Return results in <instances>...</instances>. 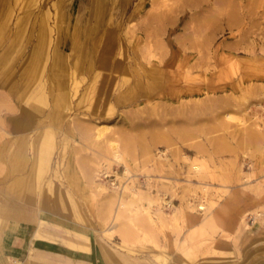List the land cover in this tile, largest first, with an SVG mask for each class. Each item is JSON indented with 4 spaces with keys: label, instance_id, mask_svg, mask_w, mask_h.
<instances>
[{
    "label": "rangeland",
    "instance_id": "374dc122",
    "mask_svg": "<svg viewBox=\"0 0 264 264\" xmlns=\"http://www.w3.org/2000/svg\"><path fill=\"white\" fill-rule=\"evenodd\" d=\"M53 2L0 0V75L11 78L0 82V148L7 132L24 137L35 121H60L50 167L25 191L34 225L23 233L44 214L38 232L49 240L91 239L113 264H264V0H105L98 20L85 17L89 1L65 0L91 32L80 39L92 58L75 68L74 83L64 53L71 72L59 79L71 102L57 114ZM39 31L47 55L27 83L29 99L19 100L5 86L19 83ZM24 63L27 76L31 59ZM149 69L159 86L119 101L125 84L116 81L148 79ZM111 76L108 92H93ZM13 143L24 161L9 171L10 153L0 155V198L32 161L30 140ZM12 228L0 214L1 250Z\"/></svg>",
    "mask_w": 264,
    "mask_h": 264
},
{
    "label": "crops",
    "instance_id": "0c3cea01",
    "mask_svg": "<svg viewBox=\"0 0 264 264\" xmlns=\"http://www.w3.org/2000/svg\"><path fill=\"white\" fill-rule=\"evenodd\" d=\"M55 1V0H54ZM58 2L62 3L63 8L65 9V5L63 4L65 0H56ZM89 1V7L87 8L85 17L87 19H91V17H94V19L98 20L100 15H98V13L96 12V8L95 4L93 2V0H87ZM105 0H101V2H104ZM124 5L123 7H126L128 5L129 0H121ZM76 6V5H73ZM102 6V5H101ZM102 8V7H101ZM67 11V16L65 17L66 20L65 22H68V19L70 18L69 15H71L72 18V23H75L73 25V27L70 29V31L67 34V42L66 44H60L59 42V35H58V39H57V44H56V48L59 50L60 54L63 56V58H65V54L66 52H68L70 55H72L73 59L72 61H74V58L77 57V48L80 49L82 48V55H79L78 57V65L80 64H88V60L92 58V52L90 51V48H88V41L86 40H82L80 39V37L82 35L85 34H90L91 32H89L87 29V26L82 25L80 22H78L77 18H79L80 16H78L77 14H75V12L73 11L72 7H70V9H65ZM70 13V14H69ZM105 16H107V14H105ZM43 33L44 31H39L40 37L37 38V41L35 43V45L31 48L30 52L25 56L26 57L32 53V50L37 46L40 47L41 49V66L43 64V60H45V56L46 51H45V42L43 40ZM57 33L59 34V32L57 31ZM86 38V37H83ZM93 39V38H92ZM92 41V40H91ZM58 45V46H57ZM54 49V47H53ZM53 51V50H52ZM25 59L23 60V63L21 64V67L19 69V83L14 84V81H8L10 82L9 86H8V93H16L15 95L20 99L26 98L29 99V95L26 94L29 90L28 84L30 79H34L35 76L38 75V69L36 70V73L33 75L32 78H28V76H26V74L24 72H22L23 69H25V67L23 66L25 63ZM66 60V58H65ZM73 63V62H72ZM148 72V79H145L143 77H137L135 76V78L131 79V81H129V78L124 79V77L122 76V78L118 79L116 81V83L114 85H116L118 82V86H124V88L120 89L118 88L117 93L118 94V99L119 101H125L126 99H128V97L131 95V97H133L135 94L139 93V92H144L148 94L152 91V89L156 88L159 86V81H158V73L154 70V69H149ZM102 77V76H101ZM11 78L9 76H7L6 74H1L0 75V82H7V80H10ZM150 79V81H149ZM98 79L95 80V82H97ZM115 79L110 77L107 80V84H103V80L100 81V83L97 85L95 82L93 83V92H95V89L99 88L101 90V92L99 94H104L106 92H108L111 89V83L114 81ZM142 81V82H141ZM13 82V83H12ZM18 82V81H17ZM133 82V83H132ZM25 88H24V85ZM123 83V84H122ZM142 83V84H141ZM144 83V84H143ZM14 85V86H13ZM22 85L23 88H20V86ZM132 87H131V86ZM145 85V86H143ZM12 88V90H11ZM134 88V89H133ZM12 92H11V91ZM17 92H16V91ZM134 91V92H133ZM25 93V94H23ZM11 94V95H12ZM125 95V96H124ZM107 98L105 97V102H106ZM23 104V103H22ZM38 105L36 108L35 106ZM35 106H31L28 107L27 111H31L28 112L29 114H33L35 113V110H37L39 108V103L36 104ZM21 108H23V105H19ZM38 119V118H37ZM38 121H35V123H33L32 125H27L26 127H24L25 129L23 131H26L27 134H33L34 132L31 133V126H34L35 129L40 128L44 124H39L38 125ZM29 134V135H30ZM22 135V134H21ZM15 141H18L20 144L19 146H22V142H21V137L20 136H16L15 137ZM28 142V141H26ZM55 144V143H54ZM51 158V157H50ZM33 159V155L31 157V160ZM24 161V159H23ZM21 161V163L23 162ZM50 161V159H49ZM49 161L47 162V168L50 167V165L48 164ZM46 162V161H45ZM32 163V161H31ZM19 164H16V166H18ZM15 166V167H16ZM30 166L27 168L26 172L22 175L23 177H26L29 172H30ZM10 170L15 168H12V164L10 165ZM46 168V169H47ZM45 169V170H46ZM44 170V171H45ZM41 178V177H40ZM40 183H38L39 186ZM10 184L3 186L4 193H8V195L6 197H2L0 198V214H1V218L3 220L6 219H11V221L13 222V228H12V232H9V234H5L6 235V239L3 241L2 243V250L0 249V264H113V256L106 258L105 261L101 260L102 257H99V251L96 248L95 244L93 243V240L89 239L85 245L80 246V247H76L74 243H71L70 241L68 242L69 245H65L61 242H57V241H52L49 239H54L51 235H48L43 228V231H39L38 232V227L40 225L42 226H46L47 224L44 222V214H40L38 215V223L33 229H31L30 233H23L24 229H26V227H28L29 225L31 226L34 225V221H31L33 219L32 216L26 215L23 212V203L17 202L14 197L12 196V194L9 192V187ZM6 189V190H5ZM31 199L30 195L27 196L26 201H29ZM25 203V202H24ZM32 218V219H31ZM242 228L245 225H242ZM22 231V232H19ZM40 237V238H38ZM46 238V239H45ZM109 260V261H108Z\"/></svg>",
    "mask_w": 264,
    "mask_h": 264
},
{
    "label": "bare ground",
    "instance_id": "6f19581e",
    "mask_svg": "<svg viewBox=\"0 0 264 264\" xmlns=\"http://www.w3.org/2000/svg\"><path fill=\"white\" fill-rule=\"evenodd\" d=\"M55 2V1H54ZM53 2L54 5V18H55V26L57 28V31L59 32V42L60 44H66L67 42V34L70 31V29L73 27V25L75 23H72V18L71 15H69V19L68 22H65L66 20V16H67V11L63 8L62 3L56 1L55 3ZM95 7L96 8V12L98 13V15H100L102 13V8H103V2H101V0H93ZM102 5V6H101ZM51 6V5H50ZM102 7V8H101ZM156 7V6H155ZM50 8V7H49ZM48 8V9H49ZM51 9V8H50ZM51 11V10H50ZM48 13V10H45V13ZM70 14V13H69ZM102 15V14H101ZM52 16V14H51ZM106 16H104L105 18ZM54 23V22H53ZM50 26V25H49ZM53 28V26H52ZM54 30V29H53ZM108 30V29H107ZM58 35H57V39H58ZM52 37V36H51ZM53 41V40H52ZM52 44V43H51ZM58 46V45H57ZM51 48V47H50ZM77 57L74 58L73 61V66L72 67V72L69 69L66 60L63 58V56L60 54L59 50L54 47L53 51H52V62H51V69H53L56 73H58V76H53V80L51 81L52 83V87H54V89L56 90L55 95L54 96V106L58 107L55 108V112L54 114H57L58 111H60V109H63L66 107V105L69 107V103L70 101V93L69 91L63 90V85H64V81L62 79H59L60 74L63 75H70L71 72V76L74 77V73H75V68H77L78 66V57L79 55H82V48L78 49L77 48ZM69 54V53H68ZM41 49L40 47H35L32 50V53L29 54L26 59H31V70L29 71V74L27 75L28 78H32L33 75L36 73V70L39 69L41 67ZM120 63V62H119ZM50 65V64H49ZM49 70V69H48ZM100 71V70H99ZM81 77V76H80ZM112 77V76H111ZM82 78V77H81ZM92 78V77H91ZM96 79V78H95ZM72 81V80H71ZM119 81V80H118ZM77 82V79L74 77V83ZM142 82V81H141ZM13 83V82H12ZM96 83V82H95ZM119 83V82H118ZM117 83V84H118ZM133 83V82H132ZM120 84V83H119ZM123 84V83H122ZM142 84V83H141ZM144 84V83H143ZM17 85V84H16ZM14 86V85H13ZM131 86V85H130ZM145 86V85H143ZM132 87V86H131ZM8 88L5 86V89ZM10 88V86H9ZM70 89V88H69ZM90 89V88H89ZM134 89V88H133ZM12 90V88H11ZM10 90V91H11ZM14 90V89H13ZM12 90V91H13ZM88 90V89H87ZM8 91V89H7ZM11 91V92H12ZM16 91V90H15ZM17 92V91H16ZM53 92V91H52ZM91 92V90L87 91V94H89ZM15 93V92H14ZM13 93V94H14ZM72 93H76V88L75 86H73L72 88ZM85 93V92H84ZM12 94V93H11ZM7 96V95H6ZM85 94H81L79 98L84 97ZM125 96V95H124ZM48 98V97H47ZM53 99V98H52ZM106 104H108V100H106L105 102ZM38 105L35 106V108ZM49 106V105H48ZM28 109V108H27ZM21 111V110H20ZM20 114V113H19ZM25 116H23L22 118H24ZM27 119V118H25ZM39 119V118H38ZM24 121V120H22ZM41 120H38L39 123H42ZM28 122V121H27ZM18 124V123H17ZM21 124V123H20ZM29 124V123H28ZM60 125V121L56 120L53 121L52 124L50 125H43L40 128H37L35 130V132L33 134H27L26 131H24V137L21 136V141L22 139L25 141H29L31 143L32 148V155H33V159H32V163L30 166V172L26 177L23 176H19V177H15V179H12L10 182V185L8 188L9 192L12 194V196L14 197V199L17 202L20 203H24L26 201L27 196L29 195L27 192L32 188L33 186V176H34V172L36 173L37 171L40 170H45L47 168V162L49 161L50 157H51V153H52V148L54 145V133H53V128H57V126ZM19 126V125H18ZM30 126V125H29ZM99 126V125H98ZM104 127V126H103ZM104 129H108L106 126L104 127ZM102 127H97L96 128V134L99 135L100 132H102V130H104ZM20 130V129H19ZM80 130V129H79ZM4 131V130H3ZM18 131V129H17ZM32 131V130H31ZM6 133V132H5ZM21 133V132H19ZM7 137L4 136V134L2 135L3 137H5V141L3 142V147L0 148V155L5 154L6 151H8L10 153V156L12 158H10L11 160V164H12V168L16 166V164H20L21 161H23L24 159V154H23V150L19 147L13 150H9L8 147L15 142L14 140L16 138H12L13 136L8 135V132L6 133ZM22 134V133H21ZM18 135V134H17ZM27 138V139H26ZM97 138V137H96ZM99 138V137H98ZM14 144V143H13ZM112 144L113 143H109ZM115 145V144H114ZM14 146V145H13ZM111 146V145H110ZM29 147V146H28ZM112 148V147H111ZM116 158V157H115ZM46 161V162H45ZM54 168V167H53ZM57 168V167H56ZM14 169V168H13ZM40 175V174H39ZM37 175L35 174V177ZM39 180V177H38ZM6 190V189H5ZM52 192V191H51ZM8 194V193H7ZM67 199V198H66ZM110 202V201H109ZM125 235V234H124Z\"/></svg>",
    "mask_w": 264,
    "mask_h": 264
}]
</instances>
